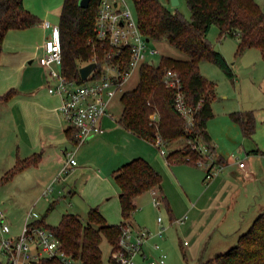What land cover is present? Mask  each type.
Instances as JSON below:
<instances>
[{
    "label": "crops",
    "instance_id": "0c3cea01",
    "mask_svg": "<svg viewBox=\"0 0 264 264\" xmlns=\"http://www.w3.org/2000/svg\"><path fill=\"white\" fill-rule=\"evenodd\" d=\"M62 3L63 0H23L24 9L34 15L38 23L30 28L8 31L2 43L0 95L11 89L16 93L0 107V135L4 133L8 140L4 143L7 144L6 151H0V180L18 161L38 156L35 165L20 170L5 183L0 182L5 188L3 192H8L9 198L14 197L13 203H2L24 209L21 215L24 222L12 236L20 234L27 219L31 222L41 219L50 205L53 207L49 213H58L57 224L64 214L80 217L87 215L91 208H97L108 224L119 225L123 220L113 174L125 163L142 158L162 178L160 190H153L158 196L160 193L164 196L165 219L158 222L160 208L153 203L152 190L136 198V210L128 226L145 228L149 232L143 246L146 258L137 257V264L157 261L162 254L166 256L165 264H184L185 261L201 264L222 253L220 245L237 242L241 213L255 199L256 191H261V183L264 184V146L259 144L257 135L244 136L240 125L235 123L243 137L233 136L235 129L228 125L232 131L224 130V141L219 144L208 121L206 131L215 150L213 169L221 166V170L206 181L208 162L198 166L169 163L167 156L151 142L118 124L111 111L115 96L121 94L118 92L109 104L111 116H105L101 121L102 133L84 143L73 144L66 134L70 125L59 111L60 98L48 92V70L38 61L49 30L58 29ZM53 21L57 25H52ZM252 50L255 49H247L240 56H247ZM258 60L264 62L260 51ZM263 85L264 77L256 87L264 96ZM252 87H255L254 83ZM251 93L254 94L253 89ZM221 99H227V96L216 95L211 104L213 117L214 105ZM239 112H252L256 120L257 113L252 109L237 108L230 114ZM259 116L264 123V114ZM257 127L255 121L254 133ZM261 133L264 140V127ZM178 146V141L165 144L166 154ZM67 153L73 155L76 165H68L67 173L60 175L67 162ZM241 155L246 158L244 162ZM240 162L244 163L243 167H239ZM49 186L51 191L44 195ZM37 207L38 212L35 211ZM49 213L45 218L47 225H50ZM5 219L9 224L6 216ZM154 245L159 248L155 249ZM179 250L183 255L181 259ZM111 253L110 247L107 264H111Z\"/></svg>",
    "mask_w": 264,
    "mask_h": 264
},
{
    "label": "trees",
    "instance_id": "16d2710c",
    "mask_svg": "<svg viewBox=\"0 0 264 264\" xmlns=\"http://www.w3.org/2000/svg\"><path fill=\"white\" fill-rule=\"evenodd\" d=\"M78 2L63 0L58 30L62 53L60 72L66 78L80 82V68L92 63L95 53L99 67L104 56L103 48L94 40L100 0H90L86 8L80 7ZM185 2L191 14L190 19L178 11L169 10L159 0H132L141 33L151 41H167L186 54L188 60L162 56L157 64L143 63L136 88L123 93L120 98L122 114L118 124L151 143L157 133L165 144L184 140L182 149L167 154L168 162L198 166L203 158L194 149V145L201 143L210 154H215L206 125L213 118L211 104L216 99V84L201 75L199 65L204 61L211 62L228 78L234 77L231 66L208 40V32L215 25L219 28V37H237L235 56L255 48L264 58V12L255 0ZM37 23L38 19L24 9L23 0H0V53L8 31L30 28ZM125 68V65L121 67L122 70ZM168 70L178 74L185 102L195 110L191 126L186 124L175 109L174 92L163 83L164 74ZM15 93L11 89L0 95V104L7 103ZM154 113L157 114L156 123L150 118ZM230 117L240 125L244 136L250 137L254 133L252 112L232 113ZM66 134L73 144H78L73 126L66 130ZM37 161L38 156L18 161L0 182L9 181L14 174L35 165ZM113 180L119 190L123 220L119 225L108 224L97 208H91L85 223L78 215L67 213L56 226H50L45 223V218L53 205H50L41 219L33 221L31 225L51 231L59 240L62 251L79 264H102V238H105L112 251L118 250L121 226L127 225L135 212L136 198L146 191L160 190L162 182L159 173L142 158L133 159L121 166L113 174ZM159 199L165 205L162 193ZM34 264L61 263L56 259L41 258ZM201 264H264V209L248 230L239 235L235 246Z\"/></svg>",
    "mask_w": 264,
    "mask_h": 264
},
{
    "label": "built area",
    "instance_id": "2783aa9c",
    "mask_svg": "<svg viewBox=\"0 0 264 264\" xmlns=\"http://www.w3.org/2000/svg\"><path fill=\"white\" fill-rule=\"evenodd\" d=\"M48 27V23H45ZM94 40L103 48L104 60L97 65V53L93 62L96 68L86 80L78 82L70 80L60 72L62 61L60 35L58 29H53L43 44V54L39 64L48 70V92L60 98L59 111L65 121L75 128V137L78 144L84 143L93 136L102 133L101 121L105 116H111L109 104L113 97L121 91L126 80L135 68L143 63H153L152 59L159 56V51L151 46V40L140 31L134 9L125 0H100ZM125 65V70L121 67ZM52 83V84H51ZM163 83L174 93V107L188 126L193 124L194 112L188 107L182 93L181 79L174 71L168 70L163 77ZM201 102L197 108L200 107ZM153 123L157 122V114L151 115ZM77 144V145H78ZM152 144L162 155L167 156L165 142L157 133ZM203 160L198 165L207 163L206 181L211 180L221 170V166L213 169V155L203 144L194 145ZM68 165H76L73 155L67 153V162L62 167L60 175L66 174ZM239 167L244 163L240 162ZM51 191L49 186L44 195ZM153 203L160 206L156 190H152ZM161 217L158 222H161ZM27 219L21 232L17 236L10 234V227L4 214L0 211V255L4 258L3 264H34L41 258L56 259L61 264H79L64 253L59 240L54 234L42 227H33ZM161 234V231L159 232ZM149 236L145 228L133 229L130 226H121L119 248L111 253V264H137L136 258H146L143 246ZM186 244V242H185ZM158 249V245H154ZM166 256L160 255L157 261L149 264H165Z\"/></svg>",
    "mask_w": 264,
    "mask_h": 264
},
{
    "label": "rangeland",
    "instance_id": "374dc122",
    "mask_svg": "<svg viewBox=\"0 0 264 264\" xmlns=\"http://www.w3.org/2000/svg\"><path fill=\"white\" fill-rule=\"evenodd\" d=\"M127 4L133 8L132 0H125ZM164 6H166L171 11H178L180 12L186 19H190V11L186 5L185 0H179V4L176 7H172L169 0H159ZM257 4L260 6L262 11L264 12V0H255ZM52 25H57L55 21L51 23ZM51 31L49 30V33ZM220 31L219 28L215 25L211 26L209 33H208V40L213 44L215 50L223 55L226 59L228 64L232 67L233 74L235 79H230L224 75V73L214 64L211 62L204 61L200 64L199 70L202 76L207 78L208 80L214 81L216 83V95L219 97L227 96V99L219 101V104H215L213 111L215 116L209 120V127L214 134L215 138L218 140L219 144L224 141L223 135L224 130L228 133L232 131L228 128V125L234 127L235 134L233 136L242 135L239 127L236 122H234L231 117L230 113L237 108H245V109H252V111L256 114V126L255 133L258 137V142L261 146H264L263 135L261 133V128L264 127V123L260 120V114H264V96L261 92L257 91V86L261 83L262 78L264 77V62L258 60L259 50L255 48L248 54L247 56H235L236 47L238 44V39L236 37H219ZM151 46L155 47L160 55L156 56L152 59L154 64H157L160 57H170L176 60H188V56L179 50L172 47L167 41H151ZM139 82V68H135L128 78L127 82L124 83L121 91H119V95L115 96V106L113 108L112 113L115 115L116 119L118 120L121 116L122 104L119 100V96L122 95L125 91H129L131 88H136ZM255 87H252V85ZM134 86V87H133ZM252 89L254 90V94H252ZM133 90V89H132ZM2 105L0 104V107ZM238 127V129H237ZM239 133V134H238ZM231 139L233 137H230ZM179 142V146L176 149H182L184 146V140H177ZM7 135L2 133L0 135V146L2 145L3 148H0V151H6V147L4 143H7ZM220 149L223 147L220 146ZM168 154V153H167ZM242 161L246 160L244 155H241ZM2 162L1 155H0V163ZM264 183V182H263ZM261 191H256L255 199L250 203V206L246 207L244 211L241 213L240 223L238 224L239 234H242L248 230L254 219L262 212L264 209V184L261 183ZM5 189L4 187L0 186V211L6 216L9 222L10 230H12V234H16V232L21 228L23 222L21 219V215L23 214V208L21 207H10L5 203L11 201L13 203L14 197L9 198L8 192H3ZM251 189H253L251 187ZM5 203H2V202ZM163 204L158 206L159 212L158 215L161 218H164V207ZM36 212L39 211L37 207L35 209ZM52 212V211H51ZM49 213V224L54 225L56 223L57 212ZM27 214V211L26 213ZM83 223L86 222V213L81 214ZM165 219V218H164ZM56 226V225H55ZM236 241L228 244V245H220L222 252L227 251L229 248L235 246ZM187 245V242L186 244ZM181 246V245H180ZM100 249L102 251V264H107V259L110 252V247L105 238H102ZM179 249V247H178ZM180 259L183 257L181 250H179ZM205 261V260H204ZM203 261V262H204ZM4 258L0 255V263L3 264ZM186 262V263H185ZM183 262L184 264H188L187 261Z\"/></svg>",
    "mask_w": 264,
    "mask_h": 264
},
{
    "label": "water",
    "instance_id": "95a60500",
    "mask_svg": "<svg viewBox=\"0 0 264 264\" xmlns=\"http://www.w3.org/2000/svg\"><path fill=\"white\" fill-rule=\"evenodd\" d=\"M90 0H79L78 5L82 8H86ZM172 7H176L179 4V0H169ZM96 68L95 63H89L79 70L80 79L82 81L86 80L88 75Z\"/></svg>",
    "mask_w": 264,
    "mask_h": 264
}]
</instances>
